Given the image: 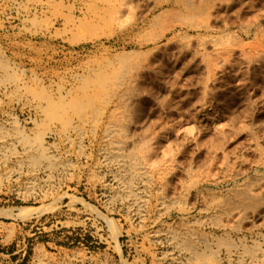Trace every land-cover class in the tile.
Returning a JSON list of instances; mask_svg holds the SVG:
<instances>
[{
	"label": "rangeland",
	"instance_id": "1",
	"mask_svg": "<svg viewBox=\"0 0 264 264\" xmlns=\"http://www.w3.org/2000/svg\"><path fill=\"white\" fill-rule=\"evenodd\" d=\"M0 264H264V0H0Z\"/></svg>",
	"mask_w": 264,
	"mask_h": 264
},
{
	"label": "bare ground",
	"instance_id": "2",
	"mask_svg": "<svg viewBox=\"0 0 264 264\" xmlns=\"http://www.w3.org/2000/svg\"><path fill=\"white\" fill-rule=\"evenodd\" d=\"M117 150H118V147L116 146V145H113L112 147H111V152H117Z\"/></svg>",
	"mask_w": 264,
	"mask_h": 264
}]
</instances>
